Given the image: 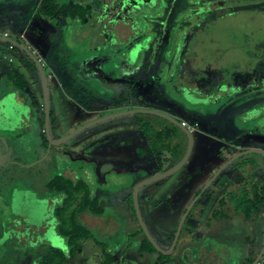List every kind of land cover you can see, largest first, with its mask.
I'll return each mask as SVG.
<instances>
[{"label": "rangeland", "instance_id": "1", "mask_svg": "<svg viewBox=\"0 0 264 264\" xmlns=\"http://www.w3.org/2000/svg\"><path fill=\"white\" fill-rule=\"evenodd\" d=\"M95 1L99 0H0V36L7 34L10 39L21 41L41 60L47 75L54 72L66 84L76 70L72 67L81 73L84 69L92 70L99 76L98 57H122L123 52L134 50L135 60L126 62L128 66L118 60L106 68L139 76L135 103L179 116L194 127V144L186 164L169 177L144 187L138 197L144 221L166 230L150 231V234L167 247L173 244L175 230L196 192L205 187L227 159L243 149L264 151V0H199L198 12L191 8L197 0H152L142 10L136 0H130L129 7H134L124 14H129L134 27L114 20L119 35L107 20L97 25L98 11L89 14ZM40 2L53 12L45 13ZM64 2L71 8L72 4L86 2L89 5L86 22L65 15L68 6ZM53 16L55 22L51 23ZM9 46L0 40V76L3 75L0 92L5 95L10 91L6 75L23 73L29 79L25 93H33L35 107L41 111L43 84L37 64L20 48L10 50ZM249 49L256 55H249ZM64 57L67 59L63 60ZM93 57L91 63L83 61ZM260 60L263 64L257 66ZM150 76L155 79L142 84ZM82 81L108 98L114 93L93 77ZM55 84L49 80L51 110L59 124L57 130L50 124L52 137L66 134L82 121L80 112L74 113L73 105L68 103L69 92L56 91ZM179 84H183L180 88L185 92L193 84L198 85L200 93H194L193 97L186 92L182 98ZM184 100L191 103L186 112L178 103ZM13 107L21 118L25 106L18 105L16 96L9 95L0 103V232H9L0 241V264H39L50 247L65 253V264H99L107 253L115 264H235L239 256L248 255L256 234L264 235V206L252 219L236 206L242 191H251L250 184L244 185L247 178H252L256 186L264 183V157L254 153L238 158L210 186L207 199H202L191 215L198 219L197 231H189L185 226L172 254L159 260V252L140 253L138 245L145 238L143 231H137L133 200L124 206L109 201L91 178L95 175L103 181L107 174L132 169L129 164L137 161L136 146L142 138L138 129L128 125L131 116L117 119L122 131L115 132L116 145L103 143L94 152L92 158L96 156L100 166L93 171L89 167H77L69 158L63 164L54 160V151L41 163L32 136L26 138L27 142L17 141V135L27 132L28 127H23L24 123L20 126L17 117L10 121ZM27 122L33 124L31 119ZM103 128L100 125L88 129L54 149L89 158L85 147L102 140L104 136L97 133ZM37 130L41 129L37 127ZM124 139L131 140L132 145L126 146ZM9 147L14 150L12 159L7 154ZM250 159L254 164L246 165ZM71 173L89 184L103 209L100 216L87 212L78 216L91 237L74 256L69 255L67 239L57 230L55 210L62 197L50 192L48 187L57 175L73 179ZM116 180L114 186L120 184L117 177ZM146 194L151 196L150 201L145 200ZM44 223L49 227L41 236ZM38 231L41 237L36 238ZM32 239L34 242H30ZM35 239L39 241L36 243ZM200 254L208 258L199 260Z\"/></svg>", "mask_w": 264, "mask_h": 264}, {"label": "flooded vegetation", "instance_id": "2", "mask_svg": "<svg viewBox=\"0 0 264 264\" xmlns=\"http://www.w3.org/2000/svg\"><path fill=\"white\" fill-rule=\"evenodd\" d=\"M79 1L80 0H77V2H79ZM129 1L130 0H99L97 3L95 1L93 9L91 11H89V14L92 12L96 13L95 11H98L99 13L97 12L95 14L97 16V18H95L97 20V25L100 26L105 20H107V21H109L108 24L113 23V26L115 27L116 32L119 35V32H120L119 27H117L114 24V20L120 19L121 20L120 23H122V24L125 22V20L128 21V23H129V20H131L129 18V14L128 15L124 14V12L126 10H128L131 6L134 7V5H130V7H129V4H128ZM136 1L138 2L137 7L140 10H142L143 7H148V5H151V2H152V0H136ZM191 2H193V0H191ZM85 3L84 4L81 3L80 5L84 6L85 8H88L89 5L87 6ZM199 4H200L199 0H197L196 6L195 7L192 6L191 8L195 9L196 12H198V9L200 8ZM41 5H42V2H40V6ZM64 5H67L69 8H71L69 3L64 2ZM76 5L77 4H72V6H76ZM201 5H203V3H201ZM174 9H175V7H174ZM89 14H87L85 19L83 21H81L82 23L86 22ZM65 15L69 16V13L67 12V10H66ZM95 15H93V16L95 17ZM33 17H34V14H33ZM54 17L55 16H53L51 23L55 22ZM141 21H143V20H141ZM132 24H134V22ZM123 36H124V34H123ZM6 37H9V36H6ZM128 37H130V36L128 35ZM21 39H24V36H21ZM17 41L21 42L19 40H17ZM15 48L16 47H14V49ZM9 49H10V46H9ZM14 49H10V50H14ZM122 55H123L122 57H120V55H117V57L114 56V58L109 57V56H107V57L104 56L105 59L98 57L97 58V60L99 61L98 64H99V67H101V69H98V70H100V73H101V74H99V76H98V74L97 75L94 74V72L92 70L88 71L87 69H84L83 72L81 73V71H79V69L77 67H72L76 70L73 74L71 81H69L66 84V82H63L62 80H58V76L54 72L51 73V75H47L48 85H49V80L51 79V80H54V82H56V84H55V88H56L55 90L56 91L58 90L60 92H64V91L69 92V94L67 95V100H68L69 105H71V106L73 105V108H74L73 112L74 113L78 114V112H80L79 118L82 119V121L78 123L77 127L73 126L72 130H70L71 132L75 131L76 129H78V128H80V127H82L88 123H92V122H96V124L85 129L81 133L86 132L88 129H91L93 127L104 125V128L102 129V131H98V133H97V136H101V137L104 136L103 138H100L102 140H95L91 143L90 146H89V144H87V146L85 147L86 154H89V155H87V156H89V158H87L85 155L81 156L79 158L78 155L74 154V152H72V151L70 152V151H67V150H64L61 148H55L54 149V147H51L50 154L47 156L49 142L47 140V136L45 133L44 98H42L43 103L41 105V111H40L37 106L35 107V101L36 100L34 99L33 93L32 92L25 93L27 86H28V82H29L28 77H26L25 74L18 73V72L16 75H12V76H10L11 74L7 75L8 79L6 82H7L8 90H10L9 93L4 95L3 92H0V95H1L0 96V103L2 102V100H4V98L6 99V97H8L9 95H14V97L16 96V100H17L18 105L19 106L20 105L25 106L24 112H23L21 118L19 117L18 112L14 109V107H13V109H11L13 112H11V114H10V118H11L10 121H13V117L14 118L17 117L19 119V121H21L20 126L22 125V123H24L22 126L25 128L28 127L27 132H23V133L17 135V141L20 140L21 142L23 141V143H24V142H27V140L30 139L32 136V140H34L35 143H37V147H36L37 149H34V150L36 152H40L38 159H41V160L43 159V161L41 163L47 161L54 151L52 158H54V160H58V162H60V163H62L63 161L67 162V160L69 158V159H71L70 162L75 163L76 166L79 168H82V166H84V167H89L92 170L94 169L93 171L98 169L100 166V162L98 160H96V158H95L96 156H94L92 158V155L94 154V152L96 153L98 148H100L101 146L104 145L103 143H107V144H105V146H107L108 144L111 146L116 145V142H114V140H116L114 137V136H116L115 132L120 133L122 131L121 128L119 127V125H117V123H118L117 119L122 118V117H127V116L116 117L114 119H106V118L109 116H112V115H116V114L123 113V112H130V111H134V110H142V109L153 110L152 108L145 107L142 105H138L137 103L134 102L136 100V98L138 97V94H139V90H138V84L140 81L139 76H134V75L131 76L128 73H126V74L125 73H119V72H117L118 68H106L108 65L111 64V62L118 61V60L123 62L124 65L128 66L129 60L130 59L135 60V57H136L132 51L123 52ZM66 59H67L66 57L63 58V60H66ZM93 59H95V57L90 58V59L85 58V59H83V61L85 63L86 62L91 63V61L93 62ZM126 62H128V63H126ZM75 65L77 66V64H75ZM183 68H184V66H183ZM183 68L181 67V71ZM123 69L125 70V68H123ZM179 76L182 77L181 72L179 73ZM86 77L87 78L93 77L95 80H98L101 84H103L104 88L110 90V93L112 91L114 93L112 95L110 94L111 96H109V98L104 96L103 94H99V91L93 89L91 86L87 85L86 83H84L82 81L83 79L87 80ZM17 79H19L23 82V86H24L23 90L17 87ZM154 79H155V77L153 78L150 76L147 80H143L142 84H147L146 82H152V80H154ZM76 84H78L79 87L76 88L75 87ZM178 86H179V88L184 87L183 84H179ZM74 87H75V89H74ZM49 88H50V85H49ZM179 90L183 95L182 98H184V94H186V92L190 96L194 97V93H196V94L200 93L201 87L193 84L190 87V89H188L186 92L184 89H181V88ZM226 90H228V89H226ZM32 102H33V107L31 104ZM27 103H30L31 105L27 104ZM178 103L181 106L182 110H184V111L189 110L188 104H191V103H189L188 100H184V101L178 102ZM50 104H51V100H50ZM154 110L160 111L164 114L169 115L177 123L181 124L182 127L179 126L175 122H172L168 119H165V118H162V117H159L156 115L142 114V113H136V114L128 115V116H131V118H132L131 119L132 121L127 122L128 125L134 126L136 129H138L141 132L142 142L140 144H138V146H136L137 161L134 162L133 164H129V166L132 168L130 171H128V172L121 171L120 173L116 172L117 173L116 175L107 174V176L104 178L103 181H100L95 175L94 176L97 179L94 178L93 175H92L93 177H91L92 179H94V182L96 183V185L102 189L103 193L106 195V197L109 199V201H114V202L120 203L123 206L128 204V201L130 199L133 200V193H134L135 187L139 183H141L142 181L147 180L149 178H152L153 176H155L159 173H163V172L168 171L169 169H171L172 167L177 165L184 158V156L187 153V149L189 146V138H188V135L186 134L185 129L190 130V128L188 126L189 124L186 121H184L183 118H180L179 116H174L171 113L163 112V111L158 110V109H154ZM56 118L57 117H56L54 111L51 110V112H50V124L53 126V128L55 130H57L59 128V124L57 123L58 121L56 120ZM29 119H31L33 121V124L29 125V123L27 122ZM110 121H113V122L109 123ZM25 123H28V124L26 125ZM37 127L41 129L40 132L37 130ZM50 128H51V126H50ZM125 129H126V127H125ZM70 131L67 132L66 134H62V135H59V136H56L53 138L54 139H60L62 137H65L71 133ZM192 131L193 130H190L191 133H192ZM81 133H79V134H81ZM78 135H76L70 141H73ZM26 138H28V139H26ZM67 142H69V141H67ZM124 142H125L126 146L132 145L131 140L124 139ZM245 150L246 149L239 150V151L242 152ZM7 154H8L9 159H12L14 157L13 156L14 150H12V148L9 147V150H7ZM78 159H82V160L79 161ZM227 160L225 161V163L227 162ZM10 162H14V161H10ZM115 164H118V163H115ZM119 164L122 166L124 165L123 163H119ZM126 164H127V162H126ZM66 165H69V164H66ZM71 175L73 176V180H75V181L78 180L76 178L77 177L76 175H74L72 173H71ZM113 176L115 177V179H113ZM116 177L119 179L120 184L116 183L117 185L115 184V186H114L113 182L117 181ZM98 180H99V182H98ZM144 187H146V186H143L139 189V193L142 189H144ZM203 188L204 187H202L201 190L196 192L195 199L201 193ZM209 189H210V187L202 194V196L199 198V200H197V202L193 206L192 210L190 211L189 215L187 216V219L185 220V223H184L181 231H183L185 226H187L189 231H197L198 219H196V216H191V215H192L193 210L201 202V200L207 199V196L210 194ZM92 195L94 197H96L94 194H92ZM96 198H98V197H96ZM145 200L150 201L151 196L146 194ZM163 202H165V201H163ZM219 203H220V201L218 200L217 204H219ZM99 204H100V200H99ZM190 204L188 205V207L190 206ZM100 207H101V205H100ZM188 207L183 212V216L185 215ZM94 216H97V215H94ZM98 216H100V215H98ZM136 217H137V215H136ZM136 220H137V224H138L137 231H144L143 227L139 223L138 218H136ZM181 220L179 221L178 227L176 228L175 231H178ZM145 224L147 226L148 231H166L164 228H162L160 226L152 227L148 224V222L147 223L145 222ZM48 227H49L48 224L44 223L41 226V230L47 231ZM143 234L146 237L144 232H143ZM143 242H144V240L141 239L139 242V245H138L139 250L142 247ZM158 244L160 245V247H162L165 250H168L170 248V246H172L170 244L169 246L165 247L160 242H158Z\"/></svg>", "mask_w": 264, "mask_h": 264}, {"label": "trees", "instance_id": "3", "mask_svg": "<svg viewBox=\"0 0 264 264\" xmlns=\"http://www.w3.org/2000/svg\"><path fill=\"white\" fill-rule=\"evenodd\" d=\"M43 3L49 5L47 1ZM45 4H43V11L47 14H51L53 10ZM66 10L70 18L79 21H83L88 14V9L80 4H77L73 8L66 7ZM247 52L249 55H256L251 49ZM259 64L262 65L263 62L260 60L257 66ZM17 87L22 90L24 89L23 82L19 79H17ZM253 164L254 161L251 159L246 161V165ZM246 184L251 185V191L244 189L241 193V195H243L242 198L236 201V206L244 211L248 219H252L259 214L260 208L264 206V183L261 186H256L252 178H247L246 182H244V185ZM48 187L50 192L56 193L62 197V200L58 202V206L55 210V217L58 221L57 230L60 235L67 239L69 255L74 256L76 253L83 250L84 242L91 237L90 230L78 221V216L86 212L97 216L102 215L103 211L100 207L99 199L92 195L90 186L85 181H75L64 175H57L52 179ZM235 197L236 196L233 195V198ZM154 252H157V250L145 237L142 247L140 248V253L153 254ZM163 259H165V256L161 254L159 260ZM255 259L256 256L254 257L253 254L249 252L247 256H242L240 264H252ZM66 262L67 256L63 251L50 247L49 251L41 257L39 264H65ZM99 264L115 263L112 255L107 253L105 259Z\"/></svg>", "mask_w": 264, "mask_h": 264}, {"label": "water", "instance_id": "4", "mask_svg": "<svg viewBox=\"0 0 264 264\" xmlns=\"http://www.w3.org/2000/svg\"><path fill=\"white\" fill-rule=\"evenodd\" d=\"M116 22L120 23L121 20L120 19H116ZM125 24H129L128 21L125 20L124 22ZM131 28L134 27V24L130 23ZM0 40L8 42L10 45H13L14 47H18L21 50H23L33 61H35V63L37 64V67L40 71L41 74V79H42V84H43V98H44V111H45V133L47 136V140L49 142V146H48V151H47V156L50 154V149L51 147L54 146H60L64 143H66L67 141H70L71 139H73L76 135H78L79 133H81L82 131H84L85 129L89 128L92 125H95L96 122H92V123H88L78 129H76L75 131L71 132L70 134H68L65 137H62L60 139H54L51 135V128H50V112H51V106H50V88L48 85V77L46 74V71L44 69V66L41 62L40 59H38L35 56L34 52H31L29 50L28 47H26L24 44H21L18 41H15L13 39H10L9 37L6 36H0ZM132 52H134V50H132ZM136 113H142V114H151V115H156L165 119H168L172 122L177 123L172 117H170L167 114H164L160 111H156V110H148V109H142V110H134V111H130V112H123V113H119L116 115H112L107 117L106 119H114L116 117H122V116H128V115H132V114H136ZM179 126L182 127L181 124L177 123ZM186 134L188 135L189 138V146L187 149V153L184 156V158L174 167H172L171 169H169L166 172L163 173H159L155 176H153L152 178H149L147 180L142 181L141 183H139L134 190L133 193V201H134V206H135V212L137 215V218L139 220L140 225L143 227L144 229V233L147 237V239L151 242V244L155 247V249L157 250V252L163 254V255H170L174 252L175 246L178 242L179 236L181 234V229L185 223V220L187 219V216L189 215L190 211L192 210L193 206L195 205V203L197 202V200H199V198L202 196V194L210 187V185L218 178V176L231 164H233L238 158L240 157H244L246 155L249 154H260L262 157H264V151L259 150V149H249V150H245L242 151L240 153L235 154L231 159H229L214 175V177L205 185V187L202 189L201 193L196 197V199L191 203V205L188 207L185 215L182 217V220L180 222L178 231L176 232L175 235V239L174 242L172 244V246L168 249L165 250L162 247H160V245L157 243V241L154 239V237H152V235L150 234V231H148L147 226L142 218V214L140 211V207H139V202H138V196H139V189L143 186H147L150 185L152 183H156L158 181H160L161 179H164L166 177H169L170 175L174 174L175 172H177L178 170H180L183 165L187 162V160L190 157L192 148H193V143H194V138L192 133L190 132L189 129H185ZM43 161V159L41 160ZM46 234V232H44ZM264 255V245L260 251V253L257 255L255 261L252 264H258L259 261L262 259Z\"/></svg>", "mask_w": 264, "mask_h": 264}, {"label": "crops", "instance_id": "5", "mask_svg": "<svg viewBox=\"0 0 264 264\" xmlns=\"http://www.w3.org/2000/svg\"><path fill=\"white\" fill-rule=\"evenodd\" d=\"M2 76H0V81L3 80ZM1 84H0V88H1ZM43 232L44 231H42L41 236L43 235ZM6 235H9V232H6V231H1L0 232V236H1L0 237V241H1V243H2L3 239H5ZM10 236H12V234ZM39 236H40V231L37 232L36 238H39ZM35 241L37 243L39 241V239H35ZM30 242H34V239H32ZM252 244H253L254 247L252 246V249H250L249 252H251L254 257L255 256L257 257V255L260 253L259 251H261V249H262V247L264 245V235H263V233L262 234L261 233L256 234V238H255V240H253ZM204 252H206V251L203 249V252L202 253L204 254ZM236 257H238V255H236ZM206 258H208V257L205 256V255L201 256V254H200L199 260L200 259L201 260H205ZM239 258L241 259L242 258V255H241V257L240 256L238 257L237 262L235 264H240L241 263L240 260H239ZM199 260H198V262H199Z\"/></svg>", "mask_w": 264, "mask_h": 264}, {"label": "built area", "instance_id": "6", "mask_svg": "<svg viewBox=\"0 0 264 264\" xmlns=\"http://www.w3.org/2000/svg\"><path fill=\"white\" fill-rule=\"evenodd\" d=\"M5 36H8V35L6 34ZM10 49H14V46L10 45ZM188 126H189L190 130H194V127H191L190 125H188ZM258 264H264V255Z\"/></svg>", "mask_w": 264, "mask_h": 264}]
</instances>
